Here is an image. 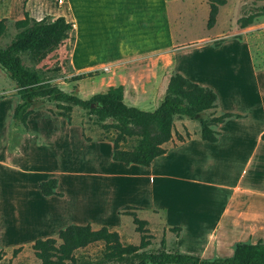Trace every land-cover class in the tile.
Here are the masks:
<instances>
[{
  "label": "crops",
  "instance_id": "obj_1",
  "mask_svg": "<svg viewBox=\"0 0 264 264\" xmlns=\"http://www.w3.org/2000/svg\"><path fill=\"white\" fill-rule=\"evenodd\" d=\"M153 1L154 3L161 2V0ZM106 2H112V0H61L59 5L54 4L52 0H0V18H5L3 31L7 26H13L16 19L22 17L23 9L27 11L30 18L35 20L46 17L50 21L57 16H63L70 23L71 27L67 31V37L59 43L43 50L27 49L19 52L22 65L36 71L41 78H46L60 86L58 80L62 77L108 66L110 74L99 77L101 84L105 85L104 90L108 86L122 85L124 103L125 96L131 90L137 94L143 93L150 96L153 93L155 81L157 78L159 79L158 72L151 70V73H147V78L143 81H136L137 79L132 76L134 75L132 73L137 70L135 65L138 64L137 61L142 56H152L159 53V50L153 48L145 52H139L135 49L133 52H127L128 48L124 40L157 38L158 36H155V21H149L146 27H143L144 23H141L137 35L129 36V18L127 23L122 22L119 24L115 20L116 17L110 18L104 23L100 21H95L97 23L94 21H81L78 18L80 13L78 8L83 9L84 6H97V4L103 6ZM112 4H115V2H112ZM132 6L133 2L130 4V7ZM117 15L118 12H115V10L110 13L111 17ZM254 21L252 22L251 19V22L244 26L227 30L228 35L224 36L216 46L208 44L210 47L200 64L201 67L206 69L204 74L193 77L184 72L173 61L171 72L166 76L163 74L160 79L162 81V95L168 76L173 72H178L199 85L207 86L216 93V106L202 111L208 112L207 117L201 115L202 112L193 118L179 117L185 128L188 127L186 119L198 122V117L210 118L223 112L240 115L238 118L230 117L222 123L211 126L219 132L214 142L200 139L199 129L197 131L196 126L194 131L187 129L190 134L189 138H185L183 141L174 139L167 141L164 144L166 147L165 153L153 158L148 166L133 163L125 166L121 162L111 160L110 141L95 138L85 140L80 129L79 143L82 147L89 149V152L82 157H71V154L64 152V146L66 145L58 138L54 140L55 134L51 136L52 140L46 142L44 140L45 135L40 127L34 128L31 125L37 116L43 115L50 121L58 123L62 129V133L59 135L62 139L68 138V130L77 126L72 122L68 124L64 117L51 113L50 109L32 105V112L26 119V129H22L20 124L12 121L16 125L13 131L21 132L20 138L12 148L9 133L7 140L4 131L2 147H0V166L15 171L21 177L36 174L38 169L35 166L34 153L38 152L34 150L45 151L46 148L43 147L45 145L57 147L62 160L66 159L70 162H78V164L77 168H73L69 165V162L65 168H61L58 172H45L42 176L36 178L29 185L30 187H27L30 193L25 196L26 198H32L33 201L27 200L28 203H23L18 199L17 204L14 202L11 206L0 207V247L3 249L18 246L31 247L35 239L54 237L58 229L68 224H85L89 222L107 226L105 221L98 222L92 218V215L71 216L69 207L58 211L50 207L51 205L63 203V200L67 198V192L61 189V178L82 175L93 176L100 182H111L109 200L112 202L116 195L125 196L122 198L123 202L112 206V213L115 216H119L117 211L124 205L138 207L136 209L138 212L143 210L161 211L163 213L162 221L168 233L172 232L168 230V227L177 226L180 228L178 234L174 237L172 247L179 252L186 253L184 251H188V254L191 252L192 255L201 258L206 253H211L212 256L205 258L211 259L218 257V254L223 251L231 254L234 244L238 241H248L240 240V236L235 232H248L258 219L264 218V206L254 207L250 205L246 195H244V193L255 196L257 194L237 183L229 184V186L222 185V188L230 190V193L225 195L220 208L217 207L218 203L212 201L201 208L198 206L197 209L198 204H196V201L190 203L188 197L183 193L184 187L181 182L185 179L186 175L184 173L186 171L183 170L181 165L183 162L187 164L189 160L198 159L197 157H200V155H202L200 159L204 160V150L231 155L233 147L240 144L244 139V133L248 132H251L250 139H252L254 145L264 146V142L259 138L260 133L264 130V57L263 50L256 48V55L261 59L260 62L256 63L253 57L255 51L251 48V42L256 43L258 40L256 37L262 34L264 36V24L255 26ZM17 31L18 29H15L14 34ZM115 41H118L117 45ZM78 48L79 51L77 52ZM80 49L86 56V62H76V56L81 53ZM199 56H202V54ZM41 68H44V73L39 72ZM11 97L13 101L8 112L10 116L17 103V96L14 93L11 94ZM131 106L136 107L135 104ZM53 140L54 142L51 144ZM28 150L32 152L26 153ZM103 152L107 155V161L101 163L104 157L102 155V159L100 154ZM91 155L93 158L90 157ZM22 160L25 163L28 160L30 162L29 166H22V163L18 165V161L22 162ZM259 160L258 163H261V158ZM248 161L249 159L246 158L245 162ZM114 166H119L123 173H116ZM131 170H134V172ZM53 176L57 180L55 190L61 192L62 195H42L37 186L38 182ZM170 180H173V182H170ZM174 180L176 181L174 182ZM137 187L142 188V193L147 194L149 200L139 201L140 195H132L134 188ZM20 188L21 186H19ZM178 188L179 192L176 193ZM171 190H173V193L176 191L173 194V201L168 196ZM180 194L182 195L179 196ZM257 196L263 198L264 194ZM105 206L102 205L101 207ZM213 209H218V212L213 213L209 221L202 219L203 211H212ZM103 210L105 209L100 208L98 211L105 213ZM250 242L255 241L251 240ZM165 249L168 250L167 247Z\"/></svg>",
  "mask_w": 264,
  "mask_h": 264
},
{
  "label": "rangeland",
  "instance_id": "obj_2",
  "mask_svg": "<svg viewBox=\"0 0 264 264\" xmlns=\"http://www.w3.org/2000/svg\"><path fill=\"white\" fill-rule=\"evenodd\" d=\"M210 1L211 0H164L162 2L161 0L159 3H154L153 0H112L115 4L106 2L103 6L97 4V6H84L83 9L78 8L80 11L78 18L81 21H100L104 23L106 20L116 17L115 20L118 24L122 22L127 23L129 18V36L137 35L141 23H144L143 27H146L149 21H155V36H158L157 38L124 40L128 48L126 50L127 52H133L135 49L139 50V52H145L153 48L159 50V53L152 56H142L137 61L138 64L135 65L137 66V70L132 73L134 74L132 76L136 77V81H143L147 78V73H151V70L158 72L159 79L157 78L155 81L152 95L149 96L143 93L137 94L131 90L129 94L125 96V103L127 105L135 104L139 109L151 110L160 102L163 96L161 91L162 81L160 79L163 74L166 76L171 72L173 61L187 74L193 77H199L198 75L204 74L206 70L205 67H201L200 64L207 54V49L210 47L208 44L217 45L224 36L228 35L227 30L239 27L240 20L246 16H251L252 22L255 20L253 23L255 26H262L264 24V13H258V9L264 4V0H224L222 4L215 3L217 8L215 21L210 28H207L205 23ZM131 2H133L132 7H130ZM112 10L118 12V15L111 17L110 13H112ZM14 32L15 29L11 25L5 28L0 35V48H3L11 40ZM211 33L214 34L211 35ZM256 39H258L256 43L251 42V48L255 51V56L253 54V57L257 63L260 62L261 59L256 55V48L258 50H263L262 53L264 57L263 34L256 37ZM115 43L117 45L118 41H115ZM78 51L79 48L77 52ZM81 51L82 49H80V52ZM201 54L202 56H199ZM80 61L86 62V56L83 52L76 56V62L80 63ZM99 68L100 69L95 68L89 70L90 72H96V74L81 80H70V76L68 75L64 78L62 77L58 80L60 85L59 88L80 98H88L94 93L101 92L104 90L105 85L101 84L99 77L107 76L110 72L108 66ZM103 68L106 70H103ZM43 69L44 68L39 69V72L44 73L45 71L43 72ZM12 93H14L12 81L0 67V147H2L4 131L7 140L9 133V141L12 148L21 134V132L13 131L16 125L13 124L11 116L8 113L13 101L11 97ZM55 104L56 102L54 101L37 99L33 106H40L57 112L59 109ZM61 104L69 103L61 102ZM207 114L208 112H202L201 115L207 117ZM70 117L71 122L78 127L74 126L68 130V138H60L59 135L62 133L60 125L50 121L43 115L37 116L31 125H33L34 128L40 127L45 135L44 140L46 142H49L51 136L55 134L54 140L58 138L65 143L64 152L71 154V157L75 158L82 157L89 152V149L82 147L79 143V129L84 139L86 136L89 137V139H99L104 135H112V132L106 133V131L99 126L96 118L88 115L83 108L72 105ZM109 121L110 120H105L104 122ZM186 121L187 128L183 126L179 117H175L173 119V130L183 136L187 129L189 131H194L197 126L196 129L198 131V122L188 119H186ZM66 133L67 131L65 134ZM250 133L251 132L244 133V139L240 144L233 147L234 149L231 155L204 150V160L200 159L202 156L200 155V157H197L199 161L195 159L189 160L187 164L186 162L182 163L181 166L183 170L186 171V173H184V175H186L185 179L181 182L184 187L183 193L188 197L190 203L191 201H196V204H198L197 209L198 206L201 208L212 201H215L216 204L218 203L217 207L220 208V205L222 206L223 204V198L230 193V190L222 188V185L229 186V184L233 185L237 183L247 187L252 193H256L257 195L264 194V146L254 145L252 139H250ZM173 139L176 140L174 135L171 140ZM54 140L51 141V144ZM129 144L130 143H127V145ZM43 147L46 148L44 149L45 151L34 150L38 152L34 153V159H36L35 166L38 169L36 174L21 177L15 171L0 166V207H4L5 205L11 206L14 202L17 204L18 199L23 203H28L32 198H26L25 196L30 193L28 189L30 187L29 185H31L36 178L42 176L45 172H58V170L65 168L70 162L66 159L62 160V157L59 155L60 151L57 147H50L47 145ZM31 152V150H28L26 153ZM100 155L104 157L101 163H104L105 160L107 161V155H105L104 152ZM90 157L93 158L92 155ZM246 158L249 159L247 163L245 162ZM260 158L262 162L258 163ZM21 163L22 166H29L30 164L28 160H26V163L23 160L22 162L18 161V165H21ZM77 164L78 162H70L69 165L73 168H77ZM114 169L116 173H123L119 166H114ZM131 171L134 172V170ZM61 179V189L67 192V198L63 200L61 204L51 205V209L58 211L59 209L69 207L71 216L78 215L79 217H83L92 215V218L98 222L105 221L107 223V226H105L109 230L116 231L121 244L138 243L140 233L136 231L131 216L119 214L123 206L117 211L119 216H115L112 213V206L123 202L122 198L125 196L116 195L113 202L109 200V196L111 195V182H100L89 175L76 177L64 176ZM175 181L176 180H174V182ZM170 182H173V180H170ZM19 186H21L20 189ZM178 192L179 188L176 193ZM174 193L173 190H171L169 193L170 195H168L171 201L174 199ZM133 194L140 195L139 201L149 200L147 194L144 192L142 193L141 187L134 188L132 195ZM181 195L182 194L179 196ZM244 195H246V199L249 201L250 205L254 207L264 206V197L262 198L257 195L245 193ZM15 199L17 200L14 201ZM107 203L108 205H106ZM216 204H214V206H216ZM102 205L106 206L101 207ZM100 208L105 209L103 210L105 213L98 211ZM215 212H218V209L203 211L202 219L209 221L211 215ZM134 213L139 219L146 221L142 228L149 242L144 248L146 251L154 252L159 250L161 248V238L164 239V250H166V247L168 248L166 251L173 249L175 233H168L166 230L165 224L162 221L163 213L161 211L143 210L142 212H138L134 210ZM89 224L93 229L104 226L102 224L99 225V223ZM238 232L241 231H236L235 234L240 236V240L256 241L257 239H261L264 241V218L258 219V221L254 223V226L250 228V231L245 233ZM54 238H56V235ZM57 242H59L58 239ZM18 247H20V249L14 255H12V250L17 247L4 249L0 247L2 253L0 264H39V260L34 256L31 247ZM102 252L103 243L97 241L84 248L75 250L73 254L78 259V263L79 261L94 262L102 259ZM184 252L188 253V251ZM189 253L192 254L191 252ZM229 254L230 252L227 253L223 251L218 254V257L229 256ZM210 256H212L211 253H206L202 257L208 258ZM135 257L136 254L126 256V258H131L132 260Z\"/></svg>",
  "mask_w": 264,
  "mask_h": 264
},
{
  "label": "trees",
  "instance_id": "obj_3",
  "mask_svg": "<svg viewBox=\"0 0 264 264\" xmlns=\"http://www.w3.org/2000/svg\"><path fill=\"white\" fill-rule=\"evenodd\" d=\"M223 2L224 0L210 1L205 23L207 28L215 21V3ZM258 13H264V4L259 7ZM251 19V16L244 17L240 20V26L250 23ZM13 26L18 31L9 43L0 48V67L12 81L14 94L17 96L11 119L20 124L22 129H26L27 116L32 112V105L37 99L56 102L55 106L59 110L49 111L64 117L68 124L71 123V106H78L85 109L88 115L94 116L106 133L112 132V135H104L98 139L111 142V160L121 162L125 166L130 163L148 166L153 158L165 153L164 144L171 140L173 135L177 141L189 138L187 130L184 136L173 130L175 117L193 118L203 110L216 106L217 96L211 88L199 85L178 72L168 76L162 99L153 110H143L124 103L122 85L108 86L104 91L94 93L88 98H80L63 91L56 83L41 78L36 71L24 67L19 57L20 51L43 50L65 39L71 27L70 23L63 16H57L50 21L46 17L35 20L23 9L22 17L16 19ZM4 27L5 18H0V34ZM95 74L94 71L83 72L72 75L69 79L81 80ZM230 117L238 118L240 115L223 112L210 118L198 117L199 138L209 142L216 141L219 132L211 126ZM105 120L110 121L104 122ZM259 138L264 142V130ZM85 140H89V137L86 136ZM56 183V178L49 177L39 181L37 186L42 195L61 196V193L55 190ZM137 208L124 205L119 212L131 216L136 231L140 233L137 244H121L117 232L109 230L106 226L93 229L89 223L68 224L58 229L56 238L35 239L31 244L33 254L39 264H264V241L261 239L255 242L238 241L229 256L211 259L182 253L175 248L166 251L163 248V238L160 240L159 250L146 251L144 248L149 242L142 230L146 221L136 216L134 210ZM168 230L177 235L180 228L172 226L168 227ZM97 241L103 243L102 259L78 263L73 252ZM19 249L20 247L14 248L12 255ZM134 254L136 257L133 260L126 258ZM1 255L0 251V258Z\"/></svg>",
  "mask_w": 264,
  "mask_h": 264
},
{
  "label": "built area",
  "instance_id": "obj_4",
  "mask_svg": "<svg viewBox=\"0 0 264 264\" xmlns=\"http://www.w3.org/2000/svg\"><path fill=\"white\" fill-rule=\"evenodd\" d=\"M54 4L59 5L61 4V0H52ZM103 70H106L105 68H103Z\"/></svg>",
  "mask_w": 264,
  "mask_h": 264
}]
</instances>
